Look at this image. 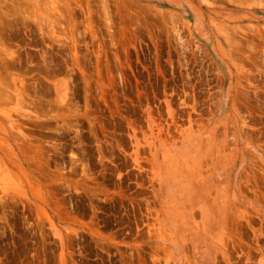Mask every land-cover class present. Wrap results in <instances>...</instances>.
I'll return each instance as SVG.
<instances>
[{"label":"rangeland","instance_id":"1","mask_svg":"<svg viewBox=\"0 0 264 264\" xmlns=\"http://www.w3.org/2000/svg\"><path fill=\"white\" fill-rule=\"evenodd\" d=\"M0 264H264V0H0Z\"/></svg>","mask_w":264,"mask_h":264}]
</instances>
